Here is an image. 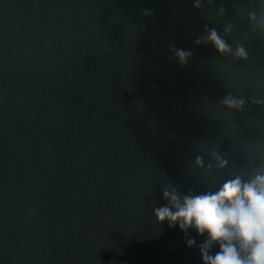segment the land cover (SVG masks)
<instances>
[{"label": "water", "instance_id": "95a60500", "mask_svg": "<svg viewBox=\"0 0 264 264\" xmlns=\"http://www.w3.org/2000/svg\"><path fill=\"white\" fill-rule=\"evenodd\" d=\"M194 2L0 0V264H202L152 209L264 169V0Z\"/></svg>", "mask_w": 264, "mask_h": 264}, {"label": "clouds", "instance_id": "9594fccd", "mask_svg": "<svg viewBox=\"0 0 264 264\" xmlns=\"http://www.w3.org/2000/svg\"><path fill=\"white\" fill-rule=\"evenodd\" d=\"M195 8L202 7V0H195ZM223 8L220 9L222 14ZM144 15H151L145 10ZM255 12L249 13L250 21H257ZM259 24L264 27V20ZM226 32L229 29L225 30ZM206 35L195 43H210L218 53H230L227 42L215 29L205 28ZM175 59L185 66L192 56L191 51L172 49ZM236 56L247 58L243 47H238ZM228 107L240 108L244 101L225 98ZM216 167L223 168L226 161L214 154ZM197 167H205L197 157ZM207 168L211 169L209 163ZM166 203L155 206L152 214L159 224L167 223L169 229L178 228L186 237L190 231L204 237L198 245L202 264H264V169L257 170L247 180L236 175L225 180L218 188L203 192H180L175 186L162 190ZM34 215L35 210L30 209ZM186 247H197L195 238H187ZM215 249V251H214Z\"/></svg>", "mask_w": 264, "mask_h": 264}]
</instances>
